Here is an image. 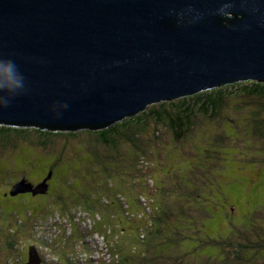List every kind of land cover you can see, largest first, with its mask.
I'll use <instances>...</instances> for the list:
<instances>
[{"label":"water","instance_id":"water-1","mask_svg":"<svg viewBox=\"0 0 264 264\" xmlns=\"http://www.w3.org/2000/svg\"><path fill=\"white\" fill-rule=\"evenodd\" d=\"M0 60L22 87L0 125L100 129L237 82H264V0H0ZM51 173L9 195L45 194ZM27 264H39L28 247Z\"/></svg>","mask_w":264,"mask_h":264},{"label":"rangeland","instance_id":"rangeland-1","mask_svg":"<svg viewBox=\"0 0 264 264\" xmlns=\"http://www.w3.org/2000/svg\"><path fill=\"white\" fill-rule=\"evenodd\" d=\"M249 113H255L256 119H259L261 115L264 120V97L237 93L223 100V105L217 117L214 118L219 119L217 122L200 123L191 136H186L180 142H173L168 137L167 130L159 132L162 139L157 142L154 148L152 147V150L160 156L158 159L153 154L146 156L148 163L152 164L148 171L150 180L149 182L145 181L146 185H150L148 186L150 193L149 195L143 194L144 197L141 199L150 201L165 199L169 203L178 200V204L182 207L183 203L187 201L192 213L195 215L197 212V215L192 217L177 211L174 218L167 222H161L160 234H163L167 242L162 260L164 264H172L171 262L174 264H202L203 261L206 264H218L221 256V243L241 235L256 240L258 237L256 234H252V229H258L264 235V154L261 153L264 151V141L252 142L253 136H255L254 134L252 136L253 128L252 130L250 128L253 126L250 125L253 115H249ZM197 118L199 121L205 119L200 114L197 115ZM146 126L150 129L151 123L147 122ZM101 129L103 128L95 129V131ZM91 131L88 132L92 133ZM220 131H223L222 134ZM28 134L32 138L35 135L33 131ZM82 135L86 136V134ZM83 136L74 135V139H69L66 150L59 154L42 155V151L38 147L35 149L41 154L37 153V150L26 148L24 144L19 143L15 149L6 150L1 156L3 147L0 146V264H27L28 262V259L26 262L27 249L25 245L27 229L26 234H23L18 228H14L16 225L15 222H11L10 216V211L13 209L12 202L18 200L8 196L12 187L9 185L17 182L19 172L25 170L28 172L29 181L32 184H37L39 183L37 180L44 177L46 171L56 160L57 167L53 169L52 187L55 186L57 190H62L66 196H71L73 191L80 188L87 189L94 178L100 180L103 177V163L90 152V149L95 147L97 149H94L101 153L103 148L96 144H92L94 147L86 145L85 141L88 139V135L86 138ZM89 139H91L89 142H95L93 141L94 137L90 136ZM56 140H63V138L57 137ZM80 140H83L88 149ZM57 145L58 142L54 143L53 147L57 149L59 147ZM252 157L260 160L261 163L258 167L250 162ZM128 161L129 159H126L121 168L120 165L106 164L113 173L108 180L110 186L118 187L124 186V184L131 186L130 179L124 177V174L121 175L123 168L129 169ZM56 175H59L57 179ZM137 181L141 180L137 179ZM140 184L144 185L142 181ZM195 184L199 185L203 193L193 197L186 196L184 189ZM134 196L137 195L128 196L125 193L120 195L121 203L124 205L127 203L125 208L131 207L133 210H128L124 214L127 221L125 224H128L130 220L133 221L137 214H144L145 206L138 204ZM23 199L25 200L24 207L33 206V211L30 212L28 218L31 220L42 218L41 214H44L43 211L47 204L41 199H33L30 195ZM123 210L125 209L123 208ZM134 211L137 214H133ZM200 212L207 218L202 219L198 215ZM33 214L35 215L33 216ZM57 221L61 223L63 232H69L68 227L62 224L64 223L62 220L57 218ZM118 221L124 222V219L118 218ZM48 224L50 222L46 221L39 224L37 228L47 227ZM8 228L15 233H8ZM78 230L86 241H77L75 249L67 248L71 252L76 251L74 257L77 258L78 264L106 262L107 257L102 239L95 237L94 240H89L82 225ZM127 232L134 233L133 229L127 230ZM38 235L44 234L38 230ZM68 235L69 233H65L66 239H68ZM35 236L39 237L37 234ZM9 238L16 248H7L4 245L9 241ZM127 239L130 240L131 236L127 235ZM210 241L213 244H209ZM86 250L90 256L84 258L82 251ZM157 251L159 249H156ZM249 254V252H243L242 256L244 259H248L251 256ZM44 263L50 264L55 261L44 254Z\"/></svg>","mask_w":264,"mask_h":264},{"label":"trees","instance_id":"trees-1","mask_svg":"<svg viewBox=\"0 0 264 264\" xmlns=\"http://www.w3.org/2000/svg\"><path fill=\"white\" fill-rule=\"evenodd\" d=\"M237 93L246 96L264 97V82H237L184 98L152 104L144 111L134 116L126 117L122 121L115 122L101 130L91 131L89 129L92 133L88 132V129L53 131L47 128L39 129L35 127L0 125V146L3 147L1 149V156H3L6 150L15 149L19 143L24 144L26 148H33V150L38 147L42 151V155L63 153L68 147L69 139H74V135H81L82 137V134L88 135V139L85 141L86 145L92 147V144H96L103 148V152L101 153L95 150L97 148L94 146L95 149L89 148L94 157L103 163V177L100 180L94 178L87 189L80 188L73 191L71 196H66L62 190H57L55 186L52 187L53 169L57 167L55 160L43 177L45 178L50 171L51 176L47 181V184L48 182L50 184L45 194L18 193L13 196L8 194L10 198L13 197L18 200L17 202H12L13 209L10 211V216L11 222H15L16 227L14 228H18L23 234H26L25 231L27 229L28 235L25 237V245L28 247L30 243V228L32 226H39V224L50 220L47 218L56 215L57 218L64 222L62 224L68 227L69 232H63L61 223L57 221L59 232V235L56 237L57 242L48 250V256L53 258L55 263L50 264H78L77 258L74 257L76 251L71 252L67 248L73 247L75 249L77 241L84 242L85 238L78 230L80 225L84 227L89 240H94L95 237L102 239L107 257V261L102 264H155L156 262L157 264H164L162 260L166 252L167 247L165 245L167 242L163 234H160L161 222H167L174 218L177 211L192 217L196 216L197 212H195V215L192 213V209L189 207L187 201L183 203L182 207L178 204V200L169 203L165 199L160 201H156L155 199L154 201H152L153 199L151 201L145 199V201L141 199L144 197L143 194L149 195L150 193L148 187L150 185H146L145 181L149 182L150 180L148 171L152 164L148 163V157L146 156L153 154L156 159L159 158L160 155L154 153L152 147L154 148L157 142L162 139L159 134L160 131L167 130L169 133L168 137L173 142H180L186 136H191L200 123L217 122L219 119L214 118L217 117L223 105V100ZM236 110L241 112L237 108ZM198 114L205 119L199 121L197 118ZM254 114L249 113V115H253L250 125L254 127L250 128L251 130L253 128L251 134L255 136H253L254 140L252 142H263L264 120L261 115L259 119H256ZM146 121L151 123L150 129L146 126ZM30 131H33L35 134L33 138L28 134ZM222 132L220 131L221 134ZM89 135L95 138L93 140L95 142H89L91 141ZM86 136H83V138H86ZM57 137H61L63 140H56ZM80 141L84 145L83 140ZM56 142H58L57 146H59L57 149L53 147V144ZM84 147L88 149L85 145ZM37 153L40 152L37 150ZM261 153L264 154V151ZM126 159H129V169L125 170L123 168L121 175L124 174V177L130 179L131 186L127 184L118 187L110 186L108 180H110V176L113 173L106 164L120 165L121 168ZM250 160L257 167L261 163L259 159L253 157ZM18 175L17 182L9 186L19 183L22 179L32 184L28 179V172L25 170L19 172ZM58 176L56 175V179ZM43 178L37 181L41 183ZM137 179H140L144 185H141V181L138 182ZM184 191V194L188 197L203 193L197 184L184 189ZM122 193L128 194V196L136 194L137 196L134 197L137 203L145 206L143 208L144 214L140 215L134 211L133 214L137 215L128 224H125L127 221L124 218V214L128 210H133L131 207L125 208L126 202L125 205L121 203L122 199L120 195ZM28 195L36 200L41 199L47 204L44 209L45 211H43L44 214H41V220H31L28 218V214L33 211V206L24 207L25 205L23 204L25 203L23 197ZM198 215L202 219L207 218L201 212ZM118 218H123L124 222H119ZM132 229L134 233L127 232V230ZM11 231L13 230L8 228L7 232L10 233ZM65 233H69L68 239L65 238ZM252 234H256L258 238L253 240L241 235L221 243V256L219 257L218 264H264V235L258 229H252ZM127 235L131 236L130 240L127 239ZM243 236L244 238H242ZM42 240L44 241V239ZM38 244L44 245V243ZM209 244H213L212 241ZM4 245L7 248H14L16 246H14L10 238ZM156 249H159V251L156 252ZM243 252H249L251 256L248 259H244L242 256ZM82 254L84 258L90 256L88 250L82 251ZM166 262L168 263L167 260ZM171 263L174 264L173 262ZM202 264H206V262L203 261Z\"/></svg>","mask_w":264,"mask_h":264},{"label":"clouds","instance_id":"clouds-1","mask_svg":"<svg viewBox=\"0 0 264 264\" xmlns=\"http://www.w3.org/2000/svg\"><path fill=\"white\" fill-rule=\"evenodd\" d=\"M20 87H22V79L17 75V69L15 64L11 61L0 60V93L13 92ZM0 105H6V100L4 99L3 96H0ZM37 219L41 220L42 218H37ZM38 230L42 231L44 235H38ZM49 231L50 230H47L46 227L38 229L37 226H32L30 228V243L28 247L32 246L35 249L36 254L39 258V264H45L44 254L48 255V250L52 248L54 244L57 242L56 237L55 238L50 237ZM10 233H15V232L11 231ZM36 234L39 237H36L35 236ZM42 239H44V241ZM38 243L41 244L44 243V245H40ZM28 247L26 246L27 254H28Z\"/></svg>","mask_w":264,"mask_h":264},{"label":"built area","instance_id":"built-area-1","mask_svg":"<svg viewBox=\"0 0 264 264\" xmlns=\"http://www.w3.org/2000/svg\"><path fill=\"white\" fill-rule=\"evenodd\" d=\"M49 219H50L49 220L50 224H48V226L46 227V229L47 230H50L49 231L50 237L55 238V237H57V233H58L57 216L54 215V216L50 217ZM54 220H56V221H54Z\"/></svg>","mask_w":264,"mask_h":264},{"label":"flooded vegetation","instance_id":"flooded-vegetation-1","mask_svg":"<svg viewBox=\"0 0 264 264\" xmlns=\"http://www.w3.org/2000/svg\"><path fill=\"white\" fill-rule=\"evenodd\" d=\"M26 262H27V257H26Z\"/></svg>","mask_w":264,"mask_h":264}]
</instances>
